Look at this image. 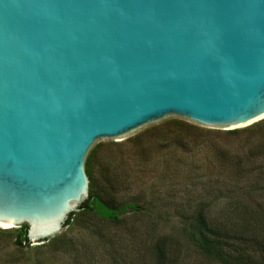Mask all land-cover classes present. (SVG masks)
<instances>
[{
  "label": "water",
  "instance_id": "95a60500",
  "mask_svg": "<svg viewBox=\"0 0 264 264\" xmlns=\"http://www.w3.org/2000/svg\"><path fill=\"white\" fill-rule=\"evenodd\" d=\"M169 118H264V0H0V225L58 234L91 148Z\"/></svg>",
  "mask_w": 264,
  "mask_h": 264
},
{
  "label": "rangeland",
  "instance_id": "374dc122",
  "mask_svg": "<svg viewBox=\"0 0 264 264\" xmlns=\"http://www.w3.org/2000/svg\"><path fill=\"white\" fill-rule=\"evenodd\" d=\"M85 172L93 198L134 208L117 224L77 209L58 234L26 246V224L0 225V264H154L163 240L173 264H223L189 241L199 211L243 233L221 237L235 249L227 261L264 264V118L233 130L169 118L97 142Z\"/></svg>",
  "mask_w": 264,
  "mask_h": 264
},
{
  "label": "trees",
  "instance_id": "16d2710c",
  "mask_svg": "<svg viewBox=\"0 0 264 264\" xmlns=\"http://www.w3.org/2000/svg\"><path fill=\"white\" fill-rule=\"evenodd\" d=\"M255 190L257 188L256 185ZM253 189V188H252ZM254 190V189H253ZM133 205H126L123 207H120L119 209H114L112 206H109L108 203L104 202L101 199L93 198L92 194L89 193L88 199L82 203V205L79 207V210H82L85 213H88L91 217H96L100 220L117 224L119 223V215H123L128 211L129 209H133ZM222 215V214H221ZM220 215V216H221ZM226 217H229L227 213H225ZM74 216V213H71L68 216V219L66 220L63 227H66L70 224V220ZM209 224L206 220V218L202 215V213L199 211L197 214L196 223L193 227L190 228L189 233V241L190 243L197 247L202 253L206 252L209 255V258L212 260H219L223 262V264H233L232 260H226L231 258V254L235 249L232 246H229L228 242L221 241L224 239H231L229 236L233 234L232 236H235L234 234H238V232L235 231V225L231 223L230 227L222 222H217L215 224ZM243 234V233H242ZM238 234L237 236L240 238H244V235ZM241 235V236H240ZM195 237L200 238L202 243L199 244V242L195 239ZM168 240L161 241L154 246V264H173L176 258H170L169 253H171L170 250H168V246L166 245ZM19 246L22 245H29V242L26 239V232L23 235V240L18 241ZM239 250V249H238ZM231 261V262H230ZM242 264V263H238Z\"/></svg>",
  "mask_w": 264,
  "mask_h": 264
},
{
  "label": "bare ground",
  "instance_id": "6f19581e",
  "mask_svg": "<svg viewBox=\"0 0 264 264\" xmlns=\"http://www.w3.org/2000/svg\"><path fill=\"white\" fill-rule=\"evenodd\" d=\"M2 227H3V225H1ZM4 227H6V226H4Z\"/></svg>",
  "mask_w": 264,
  "mask_h": 264
}]
</instances>
